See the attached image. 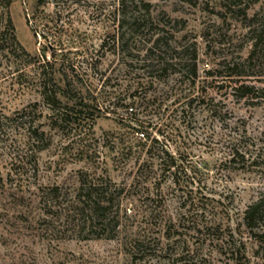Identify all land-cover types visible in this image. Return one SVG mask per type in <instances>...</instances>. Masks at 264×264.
Listing matches in <instances>:
<instances>
[{
    "label": "rangeland",
    "instance_id": "374dc122",
    "mask_svg": "<svg viewBox=\"0 0 264 264\" xmlns=\"http://www.w3.org/2000/svg\"><path fill=\"white\" fill-rule=\"evenodd\" d=\"M46 65L80 126L52 127ZM0 173V264H264V0H0ZM84 173L121 190L101 239L62 211Z\"/></svg>",
    "mask_w": 264,
    "mask_h": 264
},
{
    "label": "trees",
    "instance_id": "16d2710c",
    "mask_svg": "<svg viewBox=\"0 0 264 264\" xmlns=\"http://www.w3.org/2000/svg\"><path fill=\"white\" fill-rule=\"evenodd\" d=\"M8 6L13 3V0H6ZM9 26H12L10 18H8ZM123 27V24L120 25ZM235 66H233V69ZM48 65L43 67L42 75L44 83L42 84L41 95L51 109L52 114L49 116L51 125L54 128L69 127L72 124L80 126L86 119L92 116L90 110L94 108V104L87 101L78 90L76 83H69L62 88L56 82L55 73L47 72ZM75 72V70H72ZM53 73V74H52ZM233 88V87H232ZM236 91H246L251 93L250 88H238L234 86ZM132 97V96H131ZM65 99L66 101H64ZM134 109L131 108V114ZM77 126V127H78ZM136 129V128H135ZM141 131L143 138L149 136L147 132H143L141 127L136 129V133ZM35 132H39L36 131ZM45 132L40 134L37 142L45 141ZM5 187V180L0 173V189ZM45 192L43 198V204L45 213H50L56 208V204L60 197L58 196L59 188L48 189ZM121 190L112 184L110 178H103V176H90L87 173L81 174L78 180V186L74 190L73 195H67L65 198L64 207L62 211L65 215L71 219V222L76 225L80 233H86L87 238L95 237L101 239L103 234L109 226L113 224V219L110 218L111 210L114 205L116 196L119 198ZM119 207V203H118ZM61 211V212H62ZM244 223L247 228L253 230L259 227L264 221V199H260L245 210ZM93 235V236H92ZM256 238L261 239V243L264 241L263 235H257ZM139 244L138 242H136Z\"/></svg>",
    "mask_w": 264,
    "mask_h": 264
}]
</instances>
